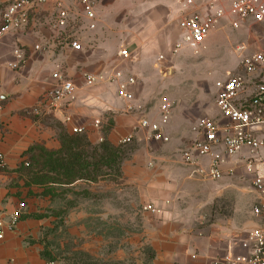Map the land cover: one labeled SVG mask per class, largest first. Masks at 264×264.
Masks as SVG:
<instances>
[{"label": "crops", "instance_id": "crops-1", "mask_svg": "<svg viewBox=\"0 0 264 264\" xmlns=\"http://www.w3.org/2000/svg\"><path fill=\"white\" fill-rule=\"evenodd\" d=\"M13 1L0 0V26L5 11L2 6ZM159 1H154L158 13L166 12L162 3L173 6V0ZM42 9L54 12L52 7ZM39 11L31 16L28 27L0 35V147L6 162V168L0 172V215L8 217L19 203L26 205L15 231H7L0 241V264H52L45 257L48 236L60 233V226H65L64 236L83 239L86 242L83 251L90 254L91 236H96L92 240L98 243L100 236H108V207L106 202L101 207V199L95 207L93 197L98 195L103 199L112 191L121 200L124 186L135 195L134 200H129V208L140 218L139 228L132 235L141 236L140 242L132 245L144 248L147 264H228L232 251L242 253L240 240L252 230L251 212L248 216L245 211L236 216L233 210L212 216V207L221 194L233 192L231 186H224L229 175L241 172L247 178L243 167L230 161L224 167V177L217 181L221 182L219 188L199 175H192L194 166L184 159L198 137L194 124L204 115L198 117V109L185 105L175 107L165 127L168 143L154 141L149 130L135 131L142 119L152 123L160 121L161 106L173 99L170 85L174 68L170 76L162 80L154 72L131 69L130 77L136 80V85L130 87L134 100H123L118 96L116 84L110 81L115 71L107 70L101 63L91 64L92 56L84 57L82 68L78 70L76 62L80 55L86 54L85 49L83 52L71 50L63 39L53 34L49 24L44 25ZM154 31L144 43L123 46L131 57L124 60L121 49L120 59L147 64L153 71L158 46ZM240 31L247 40L246 54L264 49V27L247 23ZM178 32L180 34L179 29ZM162 35L166 38L167 32L163 31ZM209 41L210 36L204 49ZM36 46L45 49L36 50ZM16 48L25 53V62L18 70H12L8 64L15 61ZM96 58L101 61L102 55ZM58 65L74 85V92L72 99L52 102L49 92L55 86L52 75ZM87 76L102 79L88 86ZM67 117L71 118V123H66ZM208 117L227 122L217 108ZM96 122H100L98 128ZM75 126L87 128L83 137L71 133V127ZM132 133V148L124 157L119 140ZM74 141L87 145L83 148L87 152L97 149L98 158L107 154L102 144H107L110 152L118 149L119 167L112 170L98 162L94 179L59 181L63 170L60 162L80 150ZM34 147L40 150L35 152L32 180L27 164L28 153ZM44 152H52L50 159L44 158ZM116 155L114 152V160ZM150 205L162 210V214L145 211ZM119 213L122 214V210ZM96 224L97 230L92 228Z\"/></svg>", "mask_w": 264, "mask_h": 264}, {"label": "built area", "instance_id": "built-area-1", "mask_svg": "<svg viewBox=\"0 0 264 264\" xmlns=\"http://www.w3.org/2000/svg\"><path fill=\"white\" fill-rule=\"evenodd\" d=\"M70 0H14L7 6L2 15L0 35L16 32L29 26L31 16L44 7H52L54 15L49 27L58 39H63L75 52L84 50V38L73 30L75 16L68 5ZM80 8V17L84 28L93 32L98 27L95 0H72ZM180 14L178 29L179 39L175 51L189 48L198 53L213 31L229 24L234 31H239L245 24L253 23L264 27V0H211L198 6L196 0H173ZM241 56L239 71L217 83L218 97L216 108L227 122L214 117H201L193 127L198 134L189 152L184 154L185 161L194 166L192 175H199L203 180L217 182L224 177V167L234 161L236 166L243 167L251 185V191L257 199L252 208V215L257 220L255 227L240 240L242 253L231 252L228 264H264V49L246 54L248 46L236 47ZM36 46V50H44ZM124 60L130 59L126 49L120 53ZM15 61L8 64L12 70H18L25 62V53L21 48L14 51ZM55 86L49 92L52 102L73 98L74 85L65 78L58 65L52 75ZM102 77L87 76L86 84L94 85ZM118 88L119 98L133 101L130 87L136 84L134 78H126L123 73L114 72L110 79ZM254 81H259L255 84ZM132 109V108H130ZM174 104L165 102L161 108L160 121L152 123L147 119L139 121L135 131L149 130L156 142L168 143L169 137L165 127L171 119ZM71 123V118H66ZM100 122L95 123L98 128ZM87 132L84 126L71 127L73 135ZM134 134L119 140V145L132 143ZM205 163H204V162ZM203 162V163H202ZM6 168L4 154L0 147V172ZM24 202L19 203L17 210L8 217L0 215V241L6 232H14L22 212ZM156 214L162 210L150 205L144 208Z\"/></svg>", "mask_w": 264, "mask_h": 264}, {"label": "rangeland", "instance_id": "rangeland-1", "mask_svg": "<svg viewBox=\"0 0 264 264\" xmlns=\"http://www.w3.org/2000/svg\"><path fill=\"white\" fill-rule=\"evenodd\" d=\"M154 1L95 0L98 27L93 32H88L84 28L80 17V8L72 0L68 1L75 16L73 30L83 36L86 53L84 56H79L76 62L77 69L81 70L84 57L89 56H92L91 64L99 65L101 63V66L104 64L107 70L120 71L125 79L131 78V69L140 68L145 72H154L162 80L164 77H169L171 69L174 68V79L170 85L171 89L173 88L171 102H173L174 108L178 105H185L192 110L198 109V117L212 116L216 111L219 92L217 83L225 80L229 74L238 73L242 58L236 52V47L245 44L247 40L240 30L234 31L227 24H223L210 35L207 49L202 48L196 53L189 48H184L176 52L175 44L179 39L178 21L180 19L177 7L174 3L173 6H170L169 3H162L166 12L161 14L155 10ZM208 1L211 0H196L198 6H203ZM8 5H3L2 11ZM39 12L44 25L49 24L54 12L43 11V9ZM153 29L158 45L154 52L153 71L147 64H137V61L123 62L119 57L123 46H132L135 42H146L148 38H151ZM163 31L167 32L166 38L162 35ZM170 38L172 39L170 40ZM98 54L102 55L101 61L96 58ZM144 59L146 61V55ZM254 83L257 84L259 81H254ZM131 148V143L122 145V156L125 157ZM115 167H119V159H115L107 165L108 169L112 168L113 170ZM58 180L61 181V177ZM204 180L210 185H218L220 188L221 182ZM224 182V186H231L233 192L223 193L217 197L212 207V216L217 213L224 215L223 213H230L233 210L236 216H241L244 211L245 215H249L257 199L251 191L249 179L243 177L239 172L237 175H229V178ZM123 189L121 200L112 191H108L103 199L98 195L93 197L95 207H98L99 199H101V207L105 202L108 207L106 224L108 236H100L99 243L92 240L96 236H91L90 254L83 251L86 243L83 239L64 236L65 226H60L61 235L58 233L48 236L50 239L47 242V259L51 260L52 264H147V257L143 255L146 254L144 248L139 249L133 246L139 243L141 238V236H132L137 232L140 224V218L135 210L129 208V200H134L136 197L126 190L125 186ZM109 205H113V207L109 208ZM120 210H122V214L119 213ZM250 221L253 229L257 220L252 213ZM100 227L103 228L102 225ZM92 228L97 230L98 225H93ZM77 253L87 256L81 257L76 255Z\"/></svg>", "mask_w": 264, "mask_h": 264}, {"label": "trees", "instance_id": "trees-1", "mask_svg": "<svg viewBox=\"0 0 264 264\" xmlns=\"http://www.w3.org/2000/svg\"><path fill=\"white\" fill-rule=\"evenodd\" d=\"M2 28V25L0 26V30ZM64 137H69L68 134H63ZM83 137V136H79ZM75 142V147L80 148V150L75 151L73 154H69L70 157L68 159L64 160L63 162H60V166L63 168V174H61V182H72L76 179H94L93 174L96 172L98 168V162L101 164H106L110 163L111 161H114V152H116V159H119V150H114L113 151H108L109 146L107 144H102L101 148H106L107 154L105 156L101 155L100 158L97 156V149H93L89 152L87 150H83V148L88 147L87 145H84L82 141H74ZM83 145V146H82ZM108 147V148H107ZM37 147L32 148L28 154L29 155V162L27 164V170H28V175L32 176V180H34V169H35V152L38 151ZM106 152V151H105ZM44 158L50 159L52 152H44ZM70 153V152H69ZM112 153V155L110 154ZM72 155V156H71ZM88 158H91L89 160ZM106 159V160H104ZM58 161V160H57ZM70 171L69 173H67ZM59 177V178H60ZM76 255L78 256H87L83 255L81 253H77ZM45 256V255H44ZM46 257V256H45Z\"/></svg>", "mask_w": 264, "mask_h": 264}]
</instances>
